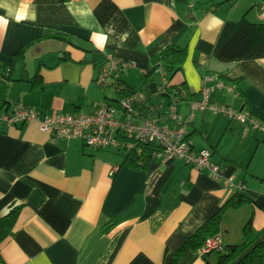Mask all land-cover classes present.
<instances>
[{"label": "crops", "instance_id": "obj_1", "mask_svg": "<svg viewBox=\"0 0 264 264\" xmlns=\"http://www.w3.org/2000/svg\"><path fill=\"white\" fill-rule=\"evenodd\" d=\"M189 1L0 0L1 111L16 102L41 114L87 113L100 101L119 107L114 87L95 82L96 64L106 55L130 63L119 79L144 102V74L159 64L165 46L178 44L186 48L181 68L170 77L161 65L147 77L181 88L172 104L178 112H189L188 100L202 85L222 81L232 90L215 88L212 101L235 108L245 101L264 122L261 3L194 0L190 7ZM146 95V106L171 105L158 91ZM158 121L173 125L161 114ZM186 137L194 149L212 151L234 186L174 158L134 166L122 152L53 137L37 121L0 124V215L12 202L22 204L13 234L0 244V264H170L239 183L246 199L223 212V245L242 242L247 223L264 238V134L196 111ZM217 259L216 252L188 248L175 264Z\"/></svg>", "mask_w": 264, "mask_h": 264}, {"label": "built area", "instance_id": "obj_2", "mask_svg": "<svg viewBox=\"0 0 264 264\" xmlns=\"http://www.w3.org/2000/svg\"><path fill=\"white\" fill-rule=\"evenodd\" d=\"M188 5L192 7L194 0H190ZM260 9L264 15V3H261ZM129 66V62L106 55L96 70V84L102 88L113 86L118 94L121 93L124 88L119 73ZM165 85L159 84L157 91L164 92ZM222 87L232 90L231 86H225L222 81H218L214 86L202 85L199 96L188 102L189 112L185 116L172 105L180 100L178 95H169L171 105L150 103L141 110L134 104L135 95L120 94L117 100L119 107L100 101L94 103L93 110L87 113H63L53 110L41 114L34 106L16 102L9 111L0 109V124L13 126L37 121L40 129L49 132L53 137L79 139L95 150L109 149L135 157L145 154L149 159H178L197 168H205L212 179L229 187L234 186L232 177L225 175L223 167L212 160V151L209 148L194 149L188 141L187 123L196 111H211L237 123L244 132L251 130L264 134V122L247 108L240 109L212 101L214 89ZM160 114L173 125L159 122ZM138 162L143 161L139 158ZM235 187L237 191L245 189L242 183L236 184ZM223 249L219 232L207 236L199 247L203 255Z\"/></svg>", "mask_w": 264, "mask_h": 264}, {"label": "trees", "instance_id": "obj_3", "mask_svg": "<svg viewBox=\"0 0 264 264\" xmlns=\"http://www.w3.org/2000/svg\"><path fill=\"white\" fill-rule=\"evenodd\" d=\"M259 3H264V0H255ZM55 37L63 38V35L59 32H55L51 34ZM23 49V48H22ZM22 49L17 51V56L22 53ZM20 56V55H19ZM186 58V48L180 46L178 44H169L165 46L160 52V61L156 67L163 66L166 73L172 76L175 72H177L184 60ZM22 58H18V61H22ZM99 61L96 64V68L99 67ZM153 67V68H154ZM153 68L147 70L144 74L145 84L142 88L143 94L145 96L144 102H139L136 99L134 100L135 106H138L141 110L146 108L145 102L148 99V95L157 91L156 83H152L148 81V74L153 71ZM154 68V69H155ZM11 69V68H10ZM170 76V77H171ZM35 78V77H34ZM33 80V78H32ZM121 84L123 85L124 90L119 95H135L137 90H134L128 86H126L121 80ZM162 95H178L181 96V88L174 85H165V91L161 93ZM195 99V98H193ZM190 99V100H193ZM188 100V102L190 101ZM242 108H246V102H242ZM147 145V144H146ZM141 159L143 162L139 163L138 159ZM149 156L142 154L140 156H126L125 160L132 163L134 166L145 167L148 162ZM237 191V190H236ZM243 191H237V193L226 201L222 206H220L204 223H202L174 252L173 259L170 264H175L177 257L180 253L188 248H198L203 243L204 239L212 234L219 232V224L221 221V217L225 209L228 207H237L243 200L246 199ZM22 204L12 202L8 205L7 210L4 214L0 215V244L2 241L12 235L14 232L15 222L18 216V213L21 209ZM218 254V259L216 264H228L234 261V264H264V238L261 235L254 231L253 228L246 224L244 227V239L242 242L238 244H228L224 247L223 250L216 252ZM0 256V261H1Z\"/></svg>", "mask_w": 264, "mask_h": 264}, {"label": "rangeland", "instance_id": "obj_4", "mask_svg": "<svg viewBox=\"0 0 264 264\" xmlns=\"http://www.w3.org/2000/svg\"><path fill=\"white\" fill-rule=\"evenodd\" d=\"M105 90H111V87L110 86H107L104 88Z\"/></svg>", "mask_w": 264, "mask_h": 264}, {"label": "water", "instance_id": "obj_5", "mask_svg": "<svg viewBox=\"0 0 264 264\" xmlns=\"http://www.w3.org/2000/svg\"><path fill=\"white\" fill-rule=\"evenodd\" d=\"M241 109V108H240Z\"/></svg>", "mask_w": 264, "mask_h": 264}]
</instances>
